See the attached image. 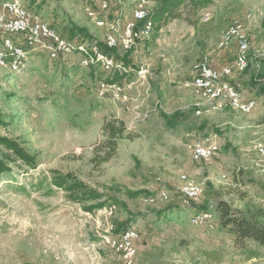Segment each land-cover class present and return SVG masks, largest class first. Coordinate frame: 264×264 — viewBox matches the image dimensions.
<instances>
[{
  "label": "rangeland",
  "instance_id": "1",
  "mask_svg": "<svg viewBox=\"0 0 264 264\" xmlns=\"http://www.w3.org/2000/svg\"><path fill=\"white\" fill-rule=\"evenodd\" d=\"M17 1L76 47L96 49L77 29L106 43L105 27L86 12L89 0ZM136 2L114 0L102 18L110 24L115 18L121 33ZM236 22L249 41V64L228 80L257 102L250 114L231 107L213 110L191 86L201 61L220 68L236 60L238 40L218 47ZM129 54L133 66L124 64L120 93L99 88L119 73L101 64L82 65L85 55L78 51L52 60L47 51L27 47L21 71L0 67V115L7 123L0 134L19 139L39 162L36 170L14 166L0 179V264H125L104 236L109 224L116 232L115 224L126 221L139 233L135 264H264V246L236 242L219 229L217 215L203 224L192 221L194 209L205 201L222 199L242 208L251 200L264 206V155L258 151L264 147V83L253 85L264 68V0H216L196 26L172 21L158 34L143 35ZM141 66L150 70L147 80L137 76ZM112 118L125 122L132 139L122 140L117 153L100 163L107 153L103 125ZM202 140L216 156L196 162L193 146ZM50 170L73 173L108 203L117 198L121 204L109 218L106 208L88 213L64 191L48 194L46 184L38 185ZM183 176L202 189L191 208L180 200ZM126 190H144L156 201L145 203V194L128 198ZM163 190L168 199L158 195ZM169 206L174 210L167 211Z\"/></svg>",
  "mask_w": 264,
  "mask_h": 264
},
{
  "label": "trees",
  "instance_id": "2",
  "mask_svg": "<svg viewBox=\"0 0 264 264\" xmlns=\"http://www.w3.org/2000/svg\"><path fill=\"white\" fill-rule=\"evenodd\" d=\"M215 1L216 0H153L154 6L149 16L146 20L139 22L138 25H140L141 30L143 25L150 24L153 33L156 34L170 22L175 20H185L192 26H196L199 22L200 15L211 8L215 4ZM77 32L85 36V38L82 39L84 40L83 42L86 43V40H91L92 43H89L90 46L95 47L98 53L114 57L117 61L121 60L124 62L123 65L133 66V62L129 56L130 52L126 53L124 57H120L117 52L119 50L108 48L106 43L95 42L85 30L77 29ZM73 35L74 36L69 39L76 38V33ZM89 52H91V54ZM92 54L93 50L85 52L87 57ZM261 70L258 77L254 79L253 85H257L256 82L264 83V68H261ZM111 73L119 74H114L111 79H106L105 83L122 84L123 75L121 74L125 72L120 73L116 71ZM260 90L264 96V84L260 86ZM6 124L5 118L3 115H0V125L6 126ZM103 133L105 136L103 146L107 149V153L100 159V163L108 162L117 153L119 144L122 140L132 139L127 131L125 122L117 118L107 119L105 121ZM96 152V154H100L99 149H97ZM95 159H97V157H95ZM14 166L18 168L25 167L28 170H36L39 167V162L38 158L33 155L19 139L0 134V179L5 175L13 173ZM44 184L48 187V194L54 193L55 190L64 191L70 202L82 205L84 210L88 213H95L104 208H115L117 204H121L120 200L117 198H113L111 201L113 203H108V201L103 199V194L87 185L73 173H62L59 170H50L49 177L41 181L38 186L43 188ZM145 193L147 192L144 190L125 191L128 198H136ZM144 197L154 198L155 196L152 194H145ZM180 200H182L181 197ZM192 203L193 201H191L186 208H191L193 206ZM174 208L175 207L169 206L167 207V211L174 210ZM202 213L210 214L212 217L217 215L219 229L230 233L236 242L244 244L246 241H253L260 246H264V206H257L251 200H248L242 208H234L229 202L218 199L214 203L205 201L201 208L194 209L192 217ZM129 223L130 221L115 224L117 233L115 232L114 224H111L113 233L119 234L122 232L121 229L125 231L129 228Z\"/></svg>",
  "mask_w": 264,
  "mask_h": 264
},
{
  "label": "bare ground",
  "instance_id": "3",
  "mask_svg": "<svg viewBox=\"0 0 264 264\" xmlns=\"http://www.w3.org/2000/svg\"><path fill=\"white\" fill-rule=\"evenodd\" d=\"M123 1L124 0H120ZM154 4L150 6H146V0H137V2L134 5V8L132 10V19L129 20L130 23H134L137 25L139 22H142L147 19V17L150 14V11ZM0 8L3 9H18L19 13L26 14L27 16H30L33 18L34 21L37 23H44V29L47 31V34H58V39L61 40V44L59 47V54L56 52H49L45 48H40L42 50H45L48 52L50 58L52 60H58L60 57L68 56L72 54L74 51H78L85 55V52L87 51L85 46H79L76 47V45L71 41L65 39L63 36L59 34L58 31H56L53 27H51L47 22L43 21L40 16L34 15L30 13L24 6H22L17 0L14 2H6L3 3L0 1ZM111 7H107L106 11H109ZM142 11V12H139ZM89 17L95 22L96 25L100 27H109V32H117V35H124V30H126L125 24L123 30L121 33L118 32L116 29V25L114 23L110 24L106 19L102 17H97L96 19L93 18L94 16V9H87ZM144 13V15L142 14ZM6 21V14H0V28L5 24ZM29 32H35V25H27V28H22V36H29ZM141 32H143L144 37L149 38L151 34L153 33L152 27L150 24L143 25ZM235 40H238L240 42V49H239V55L235 60V63H232V66H230L227 69H217L212 67L209 62L206 60L201 61L199 64L196 65V75L194 78H200L204 75V73L209 70V76L207 77V82L203 86V88L199 91L193 87L194 91L211 101L212 103V109L213 110H222L225 107H231L237 111H240L244 114H250L252 111L256 108L257 102L253 99H248L246 92L238 88V86H234L229 80V76L233 73L234 70L236 71H244L248 67V59L246 57V53L249 48V41L246 35L242 32V26L239 23H235L229 28L223 32L219 42L218 47L219 48H227L231 43H233ZM36 41H43V34H36ZM106 45L108 48L113 47V38L112 36L108 35L106 36ZM122 45H129V38H122ZM27 47L36 50V48H39L38 42H28V39H23L22 41H14L13 38L11 39V35H4L0 37V67L1 68H8L12 72H19L21 71L27 62ZM137 47V46H136ZM22 50V51H21ZM95 50V49H94ZM82 65H91V64H101L102 67L106 71H117V65L121 64V70L117 72H126V67L123 65V63L117 61L114 57L103 55L97 52H93V54L89 57L86 55L84 56L83 60H81ZM105 65V66H104ZM142 73V66L137 71V76L140 79V74ZM148 76H145L142 80H147ZM102 84H108L105 82H102ZM119 84V83H114ZM114 91L118 93V87L117 86H109V91ZM238 92V94H245L244 95V102L246 103H253V108L245 109L244 106H241L240 103L237 102V99L235 98V91ZM116 93V94H117ZM120 93V92H119ZM228 102V103H227ZM200 140V139H199ZM197 145L194 144L193 146V160L196 162H202V161H209L210 159H205L204 153H199V148H202V151H207V155H213L211 149L206 146L205 141H197ZM258 151L264 155V147H261L258 149ZM183 181V187L181 189V196H182V202L185 205H189L191 201H194L196 199H186V195H192L193 198H199L202 194V189L198 185L192 184L188 181L186 176L182 177ZM161 195L162 198L168 199V195L166 190H163L158 194ZM157 197L159 198V196ZM156 201L154 198H145V203H154ZM115 208H109L105 209V215H107L109 218L113 215ZM212 215L202 213L197 214L196 216L192 217V221L195 224H203L204 222L208 221L209 218H211ZM107 234L104 236L106 238L105 244L107 247L113 251L114 253L118 254L123 262L125 264H135L136 259L138 256V247H137V241L139 240V233L136 229H127L125 231H122L119 234L113 233V227L111 224L107 227ZM126 241V249H125V237L129 236Z\"/></svg>",
  "mask_w": 264,
  "mask_h": 264
},
{
  "label": "built area",
  "instance_id": "4",
  "mask_svg": "<svg viewBox=\"0 0 264 264\" xmlns=\"http://www.w3.org/2000/svg\"><path fill=\"white\" fill-rule=\"evenodd\" d=\"M113 2L114 0H89V6L87 7V9H94V16L92 17L95 18L97 22V17H106V14L102 16V13H106L107 7H113ZM152 4H154L153 0H146V6H150ZM0 14H6L5 24L0 28V37L4 35H11V39L12 38L28 39V42H38L39 48H45L49 52H56L59 54V47L61 44V40L58 39V34H47V31L44 29V23H37L30 16H27L26 14L23 13H19L18 9L0 8ZM142 14L144 15V13ZM111 23H115V18L111 20ZM27 25H35V32H29V36H22V28H27ZM105 30L106 32H108V35L112 36L113 38V47L111 48L112 50H122L125 52H132V50L136 49V46L140 44V38L143 36V32H140V25H135L134 23H130L129 20L126 25V30H124V35H117V32H109V27H105ZM36 34H43V41H36ZM122 38H129V45H122ZM93 52H95V50H93ZM233 63H235V60L233 61ZM230 66H232V64L226 65L220 69H227ZM209 70L210 69H208L202 77L193 78L191 86L195 87L197 91L201 90L203 86L206 84L207 77L209 76ZM117 71H122L121 64L117 65ZM111 72H115V71H109V73ZM149 75H150L149 68L142 66V73L140 74L139 80H142L145 76H149ZM109 86H117L118 93L123 92L124 89L123 85L121 84H102V81L99 83V88L101 92H108ZM232 91H235V98L237 99V102L241 104V106H244L245 109L253 108V103L244 102L245 94H238L236 90H232ZM195 145H197V143H195ZM199 153H204L205 159H213L216 156V155H207V151H202V148H199ZM186 199H199V198H193L192 195H186ZM124 237H125V249H126V241L128 237H131V235Z\"/></svg>",
  "mask_w": 264,
  "mask_h": 264
},
{
  "label": "crops",
  "instance_id": "5",
  "mask_svg": "<svg viewBox=\"0 0 264 264\" xmlns=\"http://www.w3.org/2000/svg\"><path fill=\"white\" fill-rule=\"evenodd\" d=\"M113 12L117 13L118 11H117V10H114ZM210 63H211V65H212L213 67H215V66L213 65V63H212V60H210ZM223 67H224V66H223ZM215 68H217V67H215ZM220 68H222V67H220ZM220 68H218V69H220Z\"/></svg>",
  "mask_w": 264,
  "mask_h": 264
}]
</instances>
